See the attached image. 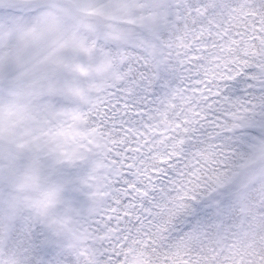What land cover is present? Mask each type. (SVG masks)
<instances>
[{"label":"snow or ice","instance_id":"obj_1","mask_svg":"<svg viewBox=\"0 0 264 264\" xmlns=\"http://www.w3.org/2000/svg\"><path fill=\"white\" fill-rule=\"evenodd\" d=\"M0 264H264V0H0Z\"/></svg>","mask_w":264,"mask_h":264}]
</instances>
